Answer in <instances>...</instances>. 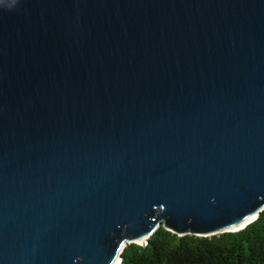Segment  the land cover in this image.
I'll list each match as a JSON object with an SVG mask.
<instances>
[{
	"label": "water",
	"instance_id": "obj_1",
	"mask_svg": "<svg viewBox=\"0 0 264 264\" xmlns=\"http://www.w3.org/2000/svg\"><path fill=\"white\" fill-rule=\"evenodd\" d=\"M262 211L264 0H0V264Z\"/></svg>",
	"mask_w": 264,
	"mask_h": 264
},
{
	"label": "trees",
	"instance_id": "obj_2",
	"mask_svg": "<svg viewBox=\"0 0 264 264\" xmlns=\"http://www.w3.org/2000/svg\"><path fill=\"white\" fill-rule=\"evenodd\" d=\"M119 264H264V211L240 231L209 237L158 228L146 245L124 248Z\"/></svg>",
	"mask_w": 264,
	"mask_h": 264
},
{
	"label": "bare ground",
	"instance_id": "obj_3",
	"mask_svg": "<svg viewBox=\"0 0 264 264\" xmlns=\"http://www.w3.org/2000/svg\"><path fill=\"white\" fill-rule=\"evenodd\" d=\"M240 227H237V228H235V229H232V230H236V229H239Z\"/></svg>",
	"mask_w": 264,
	"mask_h": 264
}]
</instances>
